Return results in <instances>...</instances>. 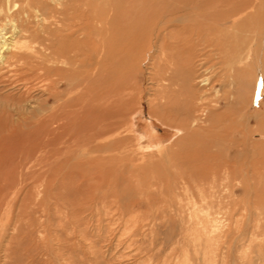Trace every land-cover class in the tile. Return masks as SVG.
Masks as SVG:
<instances>
[{"label": "rangeland", "instance_id": "1", "mask_svg": "<svg viewBox=\"0 0 264 264\" xmlns=\"http://www.w3.org/2000/svg\"><path fill=\"white\" fill-rule=\"evenodd\" d=\"M65 2L3 0L2 19L37 29L46 16L71 27L67 41L94 38L91 24L107 10ZM234 20L204 45L186 35L188 50L183 39L158 53L142 38L144 52L126 54L124 117L91 148L73 151L85 134L73 120H33L18 130L22 142L11 135L8 156L0 152V264H264V37ZM32 85V96L46 87ZM97 156L105 160L94 171L85 161Z\"/></svg>", "mask_w": 264, "mask_h": 264}, {"label": "bare ground", "instance_id": "2", "mask_svg": "<svg viewBox=\"0 0 264 264\" xmlns=\"http://www.w3.org/2000/svg\"><path fill=\"white\" fill-rule=\"evenodd\" d=\"M60 1L61 0H59V2ZM65 1L64 7H67V10L74 9V1L76 6L80 4L86 5V7L89 8L101 6L103 7L102 9L107 10L101 14V21H98L100 24L97 26L91 24V28L93 29L91 36L94 38L90 37V39H86L87 37H84V40L76 39L77 41H67L65 40L66 37H64L61 33L62 31L70 30L71 27L67 28V26H56L54 24L55 22H48V20L45 19L46 16H41L43 17V19H41L43 25L37 29L30 26L28 20H25L26 23L24 25L17 23L16 21L4 22L7 19H2L3 11L5 10L2 6L3 0H0V152L3 154L2 156L4 159L8 156L9 146L13 144L10 143L11 135L15 136L12 138L13 141L18 139L22 142L24 138H22L23 134L21 133L23 132H18V130L24 125H30L33 123V120H37V122L34 123L35 127L39 124H43L42 121L45 120H54V122L56 120H60L59 122H61V120H73L74 131L78 133L85 132L83 135L84 138H82V140L75 138L76 140L74 141V146L71 144V146L74 148L73 151L80 152L85 147H89L92 142L100 138L102 139V137L111 133L114 129V126L112 123H110V121L119 120L121 117L123 118L124 112L122 113V111L124 108H126L124 99L125 93L122 92L125 90L124 87L127 79H130V73L128 74L129 71L125 74L126 69L129 67V61L127 60L126 54H130V49L136 48L137 53L144 52L145 46L142 45V38L145 41H148L149 39L151 40L153 38L152 40L155 41L158 47V53H161L165 48L170 50L172 45L174 46V44L178 43V41H182L183 39L185 41L186 35H193L194 38L196 37L197 39H200L201 43L204 45V40L206 38H209L211 41L210 37L220 34L219 28L221 26L233 23L236 20H234L236 17L241 19V26L244 27L248 25H254V28L259 31L258 34L261 36V38L264 37V0ZM8 3L9 0H7V4ZM15 6L16 5L13 4L14 9ZM60 9L62 11L61 15H63V6L60 7ZM123 12H125L124 15H122ZM25 16L26 19L31 17L28 12L25 14ZM252 19L254 22H250V20L253 21ZM88 25H90V23ZM202 26L205 27L206 30H200V28H197ZM40 28L42 36H39L40 33L38 29ZM254 28L252 30H254ZM239 30L240 29L237 31ZM177 32L182 34V36H179L181 37L180 40L177 36ZM243 32H245V29ZM62 36L64 37L63 39L61 38ZM176 36L178 38H176ZM223 37H221V39ZM226 37L227 36L224 38ZM231 37L232 36L229 38ZM20 38L26 39L23 42H20V40H18ZM173 39L175 42L172 41ZM193 42L196 43V41ZM214 44L216 43L214 42ZM184 45L186 50H188V46L190 44L188 45L187 41H185ZM195 48L197 49V47ZM172 50L171 53L173 54ZM178 51L179 50H177V52ZM72 53H74V56H70ZM168 56L169 55H167V57ZM187 56H189V54ZM164 59H166V57ZM189 61L191 62V60ZM60 64L65 66V68L60 69L57 67ZM187 70L189 69L187 68ZM31 74H34L32 76L33 78H30ZM182 80L183 79H181V81ZM34 81H37V83H45L46 87L43 90L37 89L38 91H35V95L32 96L31 93L34 89L32 83H34ZM131 81H133V79ZM204 81L205 80H203V82ZM206 81L208 80L206 79ZM62 85L64 86V90L62 92L57 91L56 89L60 88ZM66 94H68V96H73L72 101L74 102V109L72 112H69L65 109L69 103L66 102L69 98L64 100ZM51 105L54 107L51 109V112H47L49 111L48 109L51 108ZM150 113L154 118H156V120L161 119L160 117L162 114L160 112L156 113L155 111H152ZM172 119H169L168 117L166 118V121H169L168 125L171 127L173 126L172 122H170ZM173 124H176V122H173ZM174 126L176 127V125ZM27 128L31 129L32 126H28ZM54 139L56 138L54 137ZM24 144L25 143L22 144V148ZM101 150L103 153L108 154L110 147L102 145ZM91 152H96V149H92ZM43 158L45 159L44 155ZM4 159H0V163H2V160ZM104 160L102 158L93 160L92 162H87V160L85 161V164L88 167H92V169L95 171L99 169V165L102 164ZM7 162H4L2 165L5 163L7 164ZM17 164H19V162ZM22 168L24 169V167ZM87 169L89 170V168ZM12 170L10 171L12 172ZM11 172H6L4 174L7 181H9V178L13 176V173ZM89 180L91 181L93 179L90 178Z\"/></svg>", "mask_w": 264, "mask_h": 264}]
</instances>
